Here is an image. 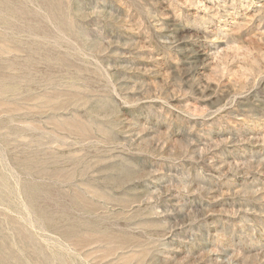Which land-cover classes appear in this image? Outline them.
Here are the masks:
<instances>
[{
    "label": "rangeland",
    "instance_id": "374dc122",
    "mask_svg": "<svg viewBox=\"0 0 264 264\" xmlns=\"http://www.w3.org/2000/svg\"><path fill=\"white\" fill-rule=\"evenodd\" d=\"M0 264H264V0H0Z\"/></svg>",
    "mask_w": 264,
    "mask_h": 264
}]
</instances>
